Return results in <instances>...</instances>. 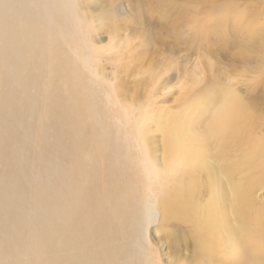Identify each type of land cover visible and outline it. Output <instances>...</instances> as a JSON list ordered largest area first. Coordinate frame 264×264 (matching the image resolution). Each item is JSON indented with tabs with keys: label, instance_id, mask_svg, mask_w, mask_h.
Here are the masks:
<instances>
[{
	"label": "rangeland",
	"instance_id": "obj_1",
	"mask_svg": "<svg viewBox=\"0 0 264 264\" xmlns=\"http://www.w3.org/2000/svg\"><path fill=\"white\" fill-rule=\"evenodd\" d=\"M41 1L52 10L49 19L44 9L45 27L52 20L59 21L58 30L47 32L58 38L59 51L58 56L51 50L44 51L31 70L40 79L39 88L45 89L40 94L54 83L59 85L53 96L61 100L60 107L48 103V116L52 115L49 118L42 113L43 105L37 95L32 112L18 116L22 126L11 124L12 158H5V167L0 164L2 171L6 165L14 169L17 186H24L27 194L46 201L44 210H40L41 205L35 209H31L33 205L26 206L30 225L51 230L52 198L57 192L55 173L60 168L72 169L71 164L76 169L81 163V168L85 165L88 169L86 195H80L83 201L69 207V214L75 212L79 217L77 222H69L72 231L78 228L80 232L75 240L80 243L75 248L81 256L91 255L90 264H105V258L112 260L110 264L190 263L194 254L191 226L173 221L154 229L150 224L145 235H141L133 222L132 214L139 209L140 200L150 194L147 178H151L153 193L158 196V173L167 172L170 177L172 174L170 167L157 165L162 157L161 126H154L153 119L142 124L141 119H146L152 109L163 116L174 114L183 119L187 115L182 109L189 106V98L203 102L198 99L200 94L214 93L217 89L212 90L213 85L223 82L232 85L245 100H264V0H75L73 6L70 2L74 4V0ZM34 6L30 5V11L34 12ZM110 46L113 49L109 50ZM44 56L46 60L41 63ZM53 57L63 66L60 73L69 71L71 75L70 83L76 88L72 99L66 84L50 69L47 59ZM191 74L199 77L197 84H191ZM73 101L81 102V106L76 104L70 112ZM67 124H73L74 136L82 138L81 152H75L74 142L67 138ZM146 127L151 143L144 140ZM262 134L264 125L258 131V135ZM5 137V131L0 130L1 147ZM202 189L200 196L205 192L203 186ZM253 191L252 211L264 219V182L256 184ZM124 198L126 202L122 201ZM40 217L46 218V224L42 221L46 226ZM24 231L20 228L18 236ZM98 235L101 239L96 242ZM48 238L51 250H57L50 253H54L50 255L54 262L57 256L62 261L73 260L75 251L69 240L61 245L56 237Z\"/></svg>",
	"mask_w": 264,
	"mask_h": 264
},
{
	"label": "bare ground",
	"instance_id": "obj_2",
	"mask_svg": "<svg viewBox=\"0 0 264 264\" xmlns=\"http://www.w3.org/2000/svg\"><path fill=\"white\" fill-rule=\"evenodd\" d=\"M32 3L37 8L34 6L33 9L37 11H30L33 7L30 8ZM75 4V0L74 4L73 1L70 2L71 6ZM44 9L48 18L51 19V8L46 7L41 0H0V130L6 133L5 144L2 147L0 145L1 165L5 158L11 157L9 152L14 143L10 139L13 134L11 124L13 122L18 124L20 114L32 112L37 95L38 97L40 95L43 105L41 111L44 115L50 114V110L46 108L48 103L56 108L60 107L61 100L53 96V93H58V83V86L54 83L46 89V92L40 94L39 92L45 89L39 88L40 79L38 80V75L33 76V70H31L36 67V64L32 66L35 59L44 51L51 50L58 56L59 47L56 44L58 38L54 37L53 33L49 36L47 32L58 30L59 21L52 20L49 22L50 26L45 27ZM110 49H113V46H110ZM238 52L241 54L243 51ZM261 52L263 59L264 50ZM40 60L44 63L46 57L44 56V59L41 57ZM57 60L54 57L47 59L50 69L55 72L54 76H60V80L66 84L69 95H72L76 88L70 83L71 75L69 71L60 73L63 66L59 63L60 60ZM41 63L37 65L39 73ZM190 80L191 84H197L200 79L191 74ZM223 83L213 85L212 90L217 89L213 91L214 93L209 94L206 91L201 93L198 99L203 102L196 103L189 98V106L182 109L187 115L183 119L174 114L163 116L160 112H155V109L149 111L146 119L143 121L141 119L142 124H145L144 122L148 119H153L154 126H161L162 157L157 165H162L163 168L170 167L172 174L170 177L167 172L158 173V196L153 193L154 186L150 184L151 178H147L148 184H146L150 194L142 198L140 204L137 203L139 209L132 214L133 222L136 223L137 231L139 230L141 235H145L150 224H153L154 229H160L173 221L191 226L194 254L188 264H264V219L252 211L253 189L256 184L260 185L264 182V134L258 135V131L264 125V100H245L235 92L232 85ZM73 102L74 104L69 106L70 112L81 104V102L76 103L77 100ZM34 119L36 121L37 117ZM198 121L200 124H197ZM23 128L25 130L26 125H23ZM67 129L69 130L67 138L74 142L75 152H81L82 145L80 146L79 140L82 138L79 139L77 134V137L74 136L76 127L73 124H67ZM144 135V140L151 143L148 127L145 128ZM77 138L78 140H75ZM80 165L81 163L75 169L71 164L72 169L60 168L55 173L57 192L52 198L54 217L49 231L46 228L43 229V225L40 226L42 221L47 223L46 218L43 220L40 217L41 224L38 225L41 230L30 225L27 208L28 205H33L31 209L41 205L40 210H44L46 201L27 194L24 186H17L15 171L11 166L6 165L4 171L0 169V264L91 263V255L81 256L75 248L80 243L75 241L80 232L78 228L72 231L69 222L79 220L75 212L69 214L71 203L75 202L74 206H76L77 201H83L80 195L82 197L86 195L87 185L85 184L88 180V172L85 169L87 166L85 168L84 165L81 168ZM145 171L149 177L147 167ZM155 173L157 174L156 171ZM202 186L205 192L200 196ZM82 191H84L83 194ZM124 200L126 202L127 199L124 198L122 201ZM106 201L109 200L104 202L107 203ZM11 210H14V213ZM56 210L59 213H55ZM85 221L88 223L86 219L83 220L84 223ZM93 227L97 228L95 224ZM93 227L90 228L93 229ZM20 228L25 230L21 237L18 236ZM85 232L87 235L90 233ZM48 235L52 238L56 237L58 241H61V245L69 240L75 251L72 254L73 260L62 261L59 260L60 256H57V262H54L50 256L54 254H50L54 250H51V240ZM97 238L99 239L95 241H100V235ZM61 250L65 253L64 248ZM55 251L57 252L56 249ZM110 261L112 262L111 259L105 258V264H110Z\"/></svg>",
	"mask_w": 264,
	"mask_h": 264
}]
</instances>
